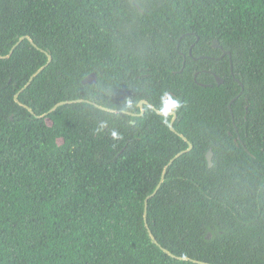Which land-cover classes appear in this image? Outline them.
Instances as JSON below:
<instances>
[{"label": "trees", "instance_id": "16d2710c", "mask_svg": "<svg viewBox=\"0 0 264 264\" xmlns=\"http://www.w3.org/2000/svg\"><path fill=\"white\" fill-rule=\"evenodd\" d=\"M27 36L0 58V264H264V0H0V55ZM77 100L180 107L175 132L148 105L37 117ZM179 134L147 218L172 257L144 214Z\"/></svg>", "mask_w": 264, "mask_h": 264}, {"label": "water", "instance_id": "95a60500", "mask_svg": "<svg viewBox=\"0 0 264 264\" xmlns=\"http://www.w3.org/2000/svg\"><path fill=\"white\" fill-rule=\"evenodd\" d=\"M134 5L138 6L137 3H136L135 1H134ZM25 40H28V41H29L34 47L38 48V46L34 43V41H33L30 37H28V36H27V37H21V38L19 39L18 43H17V44L13 47V49L11 50L10 54H9L8 56H1V55H0V58H1V59H8V58H10V57L12 56V54L14 53L15 49H16L17 47H19V46L22 44V42H24ZM213 46H214V47L221 48V46L218 44L217 41L214 42ZM47 55H48V58H49L48 63H47L45 66H43L42 68H40V69H39V70H38V71H37V72H36V73L30 78V80H29V82L26 84V86H25L23 89H21V90L15 95V101H16V103L19 104V105H21V106H23V107H25V108H26L29 112H31V113H33V110H32L30 107H28V106H26V105H23V104L19 101V97H20V95H21V94H22V93H23V92H24V91H25V90H26V89H27V88L33 83L34 79H35L39 74H41V73H42V72H43V71H44V70H45V69L51 64V62H52V57H51V55H49V54H47ZM226 56L231 57V53H230V52H227V51L223 52V55H222L221 59L224 58V57H226ZM231 72L233 73V66H232V63H231ZM216 80L218 81L219 85H221V84L224 83V80H223V79H220V78H218V77L216 78ZM237 82L241 84V82H240L239 80H237ZM241 86H242V92L240 93V95H238L237 97H235V98L233 99V101H232L231 104H230V107H232V103H233L235 100H237V98H238L239 96L242 95V93H243V91H244V86H243V84H241ZM166 98H168V96H166ZM83 102L91 103L92 105H94L95 107H97L98 109L103 110V111H107V112H110V113H116V114H120V113H122V114H128V115H131V116H142V115L145 113L144 106H145V105H148V106H150L152 109H154L159 115H168V116H172L173 118H172V121H171V123H170V129H171L173 132H175L174 124H175V122H176V120H177V117H178V116H177V113H176V111H175V109H172V110H170V111H168V112H166V113H163V112L157 110L153 105H151L149 102H147V101H145V100L141 101V102L139 103V105H138L139 108L141 109V114H139V115H137V114H133V113H129V112H125V111H121V110H112V109H108V108H105V107H103V106L97 105V104H95V103H93V102H90V101L77 100V101L61 102V103L55 105V106H54L49 112L45 113V114L42 115V116H37V117H38V118H45V117H47L49 114L55 112L58 108H60V107H62V106H64V105L73 104V103H83ZM33 114H34V113H33ZM12 118H13V116H12ZM179 135H180V137H181L184 141H186V142L188 143L189 148H188L187 150L182 151L181 153H179L175 158H173V159L169 162V164H168V165L165 167V169H164V172H163V175H162V178H161L160 183L158 184V186H157V188L155 189L154 193L147 197L146 202H145V214H144V217H145V223H146V226H147V228H148V230H149V235H150L152 241H153L156 245H158L160 248H162V247L159 245L158 241L156 240V238H155L154 235L152 234V232H151V230H150V228H149V226H148V223H147V218H148V206H149V201H150V199H152L153 197H155V196L158 194L159 190L161 189V187H162V185H163V183H164V181H165L166 174H167V171H168L169 167H170L171 165H173V163H174L177 159H179L180 157H182L184 154L189 153V152H191V151L193 150V144H192L191 142H189L188 139H187L184 135H182V134H179ZM212 159H213V152H212V150H210V151L208 152V154H207V160H208V162H209V167H212V166H213ZM162 250H163L165 253L171 255L172 257H174V255H172L168 250H166V249H164V248H162ZM181 259H182V260H187V261L189 260L188 258H181ZM198 263H199V264H208V263H204V262H198Z\"/></svg>", "mask_w": 264, "mask_h": 264}, {"label": "clouds", "instance_id": "9594fccd", "mask_svg": "<svg viewBox=\"0 0 264 264\" xmlns=\"http://www.w3.org/2000/svg\"><path fill=\"white\" fill-rule=\"evenodd\" d=\"M179 107H180L179 101L170 100L165 111H169L173 108H179ZM104 127H106V124H101L99 131H102ZM113 137L116 139L119 138L118 134L115 132H113Z\"/></svg>", "mask_w": 264, "mask_h": 264}, {"label": "flooded vegetation", "instance_id": "af4514ba", "mask_svg": "<svg viewBox=\"0 0 264 264\" xmlns=\"http://www.w3.org/2000/svg\"><path fill=\"white\" fill-rule=\"evenodd\" d=\"M138 7V6H137ZM221 59V58H220Z\"/></svg>", "mask_w": 264, "mask_h": 264}]
</instances>
